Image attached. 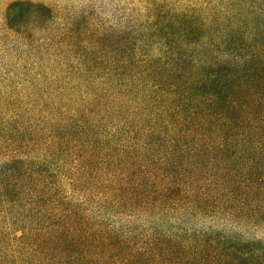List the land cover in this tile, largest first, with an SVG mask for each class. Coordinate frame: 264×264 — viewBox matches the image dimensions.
I'll return each mask as SVG.
<instances>
[{"label":"trees","instance_id":"16d2710c","mask_svg":"<svg viewBox=\"0 0 264 264\" xmlns=\"http://www.w3.org/2000/svg\"><path fill=\"white\" fill-rule=\"evenodd\" d=\"M132 3L8 5L0 264H264V0Z\"/></svg>","mask_w":264,"mask_h":264},{"label":"rangeland","instance_id":"374dc122","mask_svg":"<svg viewBox=\"0 0 264 264\" xmlns=\"http://www.w3.org/2000/svg\"><path fill=\"white\" fill-rule=\"evenodd\" d=\"M21 0H0V57L3 52L13 45L16 34L5 28V15L9 4ZM34 3H43L63 10L75 8L78 12H88L94 19L103 18L114 22L122 17L127 6L136 0H30ZM4 58V57H3Z\"/></svg>","mask_w":264,"mask_h":264}]
</instances>
